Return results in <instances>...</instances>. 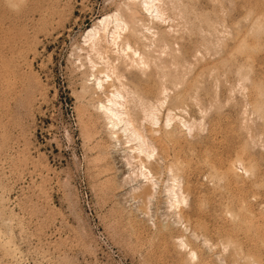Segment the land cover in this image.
<instances>
[{
    "label": "rangeland",
    "instance_id": "obj_1",
    "mask_svg": "<svg viewBox=\"0 0 264 264\" xmlns=\"http://www.w3.org/2000/svg\"><path fill=\"white\" fill-rule=\"evenodd\" d=\"M157 6L0 0V264H264V0Z\"/></svg>",
    "mask_w": 264,
    "mask_h": 264
},
{
    "label": "bare ground",
    "instance_id": "obj_2",
    "mask_svg": "<svg viewBox=\"0 0 264 264\" xmlns=\"http://www.w3.org/2000/svg\"><path fill=\"white\" fill-rule=\"evenodd\" d=\"M141 2V4L144 6L145 10L150 13L152 15V13H154V18H161L162 14H161V11L160 9L158 8L157 6V2H159V0H139ZM122 17V16H121ZM111 18V17H110ZM169 18V17H168ZM135 17H134V14L133 13H129V14H125V19H121L119 18L118 15H115L113 16V29L111 31V34H110V39L112 38V42L115 44L116 43V40L118 38H120V32H122L123 30L128 29V35L125 37V38H129L130 37H135L136 36V31H135ZM99 24L102 26V28L100 29L101 31L99 30H96V31H90L89 32V37H90V40L92 41V45H94L96 42V35L97 34H100L101 32V35H99V38H103L106 36V34L109 33L108 31V27H109V18L108 17H105L104 19H102ZM202 32V31H201ZM89 40V39H88ZM89 40V41H90ZM154 40V39H153ZM90 43V44H91ZM99 43V42H98ZM112 43V44H113ZM126 45V48L127 49H130L129 48V45L128 43L125 44ZM97 46V45H96ZM115 46V45H114ZM129 51V50H128ZM126 51H124L125 53ZM133 55H135L136 57V54L137 52L134 51L132 53ZM99 56V55H98ZM143 56V55H142ZM139 57H140V54H139ZM121 58V57H120ZM139 65H142L143 67L145 65H147V63L143 60L142 57L139 58V61H138ZM150 66V65H149ZM115 71V70H114ZM107 77V76H106ZM116 79V78H115ZM119 79V78H118ZM118 81V80H117ZM106 82V81H105ZM102 82H99L97 85L98 86H101ZM103 86V85H102ZM99 88V87H98ZM120 89V88H119ZM115 93H112L111 95V98L108 99V102L110 103L109 107H106V106H103L101 108H103V111L104 113L108 116V118L110 119L111 121V125L112 127H115L116 125H118L119 123L121 122H124L126 123L127 125H131V123L128 121V120H125L124 116H127V113L125 111V104L123 102H120L118 101V99H123V96L121 94L120 91L118 90H114ZM111 94V93H110ZM154 120V119H153ZM167 123V122H166ZM129 125V126H130ZM128 126V127H129ZM137 139V138H136ZM146 140V139H145ZM144 146V145H143ZM147 147V146H146ZM141 150V152L143 151L141 148H139ZM147 150V149H146ZM140 152V153H141ZM146 153V151H145ZM142 154V153H141ZM144 155V154H143ZM141 176H143L145 178V180L149 181V172L147 173H142ZM151 180V179H150ZM178 181V180H177ZM154 183V182H153ZM169 190V189H168ZM173 190V189H172ZM171 190V191H172ZM173 193V198L175 199V202L174 203H178V197H177V194L176 192H172ZM182 194V193H181ZM170 195V194H169ZM179 196V195H178ZM171 198V197H170ZM182 244V243H181ZM246 261V260H245Z\"/></svg>",
    "mask_w": 264,
    "mask_h": 264
}]
</instances>
